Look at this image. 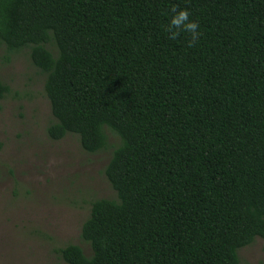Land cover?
Here are the masks:
<instances>
[{
	"label": "trees",
	"instance_id": "trees-1",
	"mask_svg": "<svg viewBox=\"0 0 264 264\" xmlns=\"http://www.w3.org/2000/svg\"><path fill=\"white\" fill-rule=\"evenodd\" d=\"M174 5L200 26L192 47L168 38ZM0 45L46 74L50 138H120L117 198L92 202V252L68 243L67 263L241 264L264 238V0H0Z\"/></svg>",
	"mask_w": 264,
	"mask_h": 264
},
{
	"label": "rangeland",
	"instance_id": "rangeland-1",
	"mask_svg": "<svg viewBox=\"0 0 264 264\" xmlns=\"http://www.w3.org/2000/svg\"><path fill=\"white\" fill-rule=\"evenodd\" d=\"M0 77L9 91L0 100V264H69L57 252L68 243L92 249L81 237L97 198H117L105 167L120 138L86 151L79 136L54 140L55 120L45 91L46 74L30 48L0 45ZM241 264H264V238L239 250Z\"/></svg>",
	"mask_w": 264,
	"mask_h": 264
},
{
	"label": "clouds",
	"instance_id": "clouds-1",
	"mask_svg": "<svg viewBox=\"0 0 264 264\" xmlns=\"http://www.w3.org/2000/svg\"><path fill=\"white\" fill-rule=\"evenodd\" d=\"M198 22L190 19V12L185 9H180L177 6L171 8V18L165 28L168 33V38L171 40L177 39L181 33L190 34L191 39L188 41V46H194L202 33L199 31Z\"/></svg>",
	"mask_w": 264,
	"mask_h": 264
}]
</instances>
